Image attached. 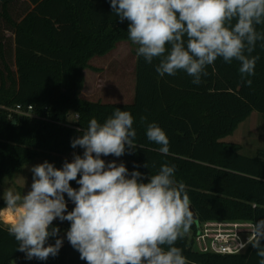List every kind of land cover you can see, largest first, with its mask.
Masks as SVG:
<instances>
[{
    "label": "trees",
    "instance_id": "1",
    "mask_svg": "<svg viewBox=\"0 0 264 264\" xmlns=\"http://www.w3.org/2000/svg\"><path fill=\"white\" fill-rule=\"evenodd\" d=\"M128 23L119 21L110 0H0V182L35 159L62 168L74 153L83 154L71 142L92 118L103 123L116 108L129 111L136 142L143 148L137 145L121 157L102 159L123 163L129 172L140 171L144 182L162 164L175 165V179L186 186L196 216L190 239L185 235L176 242L188 264H259L252 246L244 254L230 256L200 253L193 247L198 227L205 222L253 224L264 219V149L245 157L239 145L220 141L252 113L264 118V41H258L252 53L259 59L255 74L245 77L251 85L241 80L236 60L225 63L217 58L196 85L184 71L161 77L155 70L159 60L148 64L135 50V93L130 105L80 98L89 62L121 42H130ZM257 31L264 32V25ZM16 106L31 107L34 118L12 113ZM141 116L147 121L141 122ZM152 122L169 139L167 155L146 137L147 123ZM70 185L79 188L76 181ZM65 199L71 211L74 204L67 194ZM53 226L66 236L70 222L53 221ZM7 228L0 223V264H87L67 238L55 257L29 260L17 250ZM55 240L49 237L47 244Z\"/></svg>",
    "mask_w": 264,
    "mask_h": 264
},
{
    "label": "clouds",
    "instance_id": "2",
    "mask_svg": "<svg viewBox=\"0 0 264 264\" xmlns=\"http://www.w3.org/2000/svg\"><path fill=\"white\" fill-rule=\"evenodd\" d=\"M110 6L121 23L129 22L136 55L148 64L159 60L155 70L161 77L184 71L199 85L217 58L238 61L242 81L255 74L259 57L252 53L264 41V32L257 31L264 25V0H110ZM140 119L147 121L146 116ZM133 123L132 114L119 108L103 123L92 118L71 142L72 148L83 149L82 155L74 153L62 168L48 161L33 166L26 194L4 191L6 207L18 213L7 231L27 259L58 255L63 239L47 241L58 237L53 221L59 219L70 222L66 238L87 264H188L176 242L189 233L193 212L186 186L175 179V165L162 164L144 182L140 171L102 159L143 148ZM146 137L160 145V153L169 154V139L157 123H147ZM65 194L74 204L71 211ZM262 240L264 219L252 224L247 241L238 247L250 244L264 264Z\"/></svg>",
    "mask_w": 264,
    "mask_h": 264
},
{
    "label": "rangeland",
    "instance_id": "3",
    "mask_svg": "<svg viewBox=\"0 0 264 264\" xmlns=\"http://www.w3.org/2000/svg\"><path fill=\"white\" fill-rule=\"evenodd\" d=\"M135 50L136 45L130 42H121L107 55L93 58L89 62L90 69L83 72L84 83L80 98L92 103L130 105L135 93ZM28 118L32 119L34 116ZM70 121H74L73 114ZM220 141L239 145L242 156H254L257 150L264 149V118L258 113H252L232 135L224 137ZM40 163L43 161L35 159L23 166L21 171L13 177L4 178L0 182V211L7 208L3 200L4 191L11 189L21 195L30 191L33 180L31 168ZM116 163L119 164L118 161ZM0 223L8 227V224L2 220ZM186 235L190 239L191 233ZM57 238H62L64 244L66 240L64 230H61ZM197 248L199 249L198 245ZM193 249L195 250L194 247Z\"/></svg>",
    "mask_w": 264,
    "mask_h": 264
},
{
    "label": "built area",
    "instance_id": "4",
    "mask_svg": "<svg viewBox=\"0 0 264 264\" xmlns=\"http://www.w3.org/2000/svg\"><path fill=\"white\" fill-rule=\"evenodd\" d=\"M11 112L19 116H32L31 107L24 110L16 106ZM251 227L250 222H205L198 227L194 238L195 251L221 256L244 254L251 245L242 249L238 245L247 241Z\"/></svg>",
    "mask_w": 264,
    "mask_h": 264
},
{
    "label": "bare ground",
    "instance_id": "5",
    "mask_svg": "<svg viewBox=\"0 0 264 264\" xmlns=\"http://www.w3.org/2000/svg\"><path fill=\"white\" fill-rule=\"evenodd\" d=\"M18 213H14L12 210L5 208L0 211V220L5 222L6 224H10Z\"/></svg>",
    "mask_w": 264,
    "mask_h": 264
},
{
    "label": "water",
    "instance_id": "6",
    "mask_svg": "<svg viewBox=\"0 0 264 264\" xmlns=\"http://www.w3.org/2000/svg\"><path fill=\"white\" fill-rule=\"evenodd\" d=\"M191 209V208H190ZM192 211V210H191ZM193 212V211H192ZM193 220L196 221V216L193 213Z\"/></svg>",
    "mask_w": 264,
    "mask_h": 264
}]
</instances>
